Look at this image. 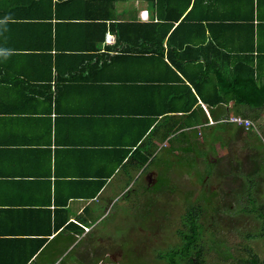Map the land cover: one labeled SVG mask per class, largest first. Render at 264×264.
<instances>
[{
	"label": "crops",
	"instance_id": "0c3cea01",
	"mask_svg": "<svg viewBox=\"0 0 264 264\" xmlns=\"http://www.w3.org/2000/svg\"><path fill=\"white\" fill-rule=\"evenodd\" d=\"M250 1L114 0L112 5L117 22L126 24L155 25L162 14L181 10L180 20L188 14L180 25V20H172L162 41L163 60L169 64L168 53L180 59L171 50L176 45L205 44V22L202 20L201 27L199 21L209 12L223 15L224 21H235L215 29L218 41L234 48L250 46L248 29L238 26L246 21ZM253 3L252 45L264 53V27L257 21L258 16L264 17V0ZM16 4L18 0H5L1 8L7 15L9 5L18 13L26 11ZM51 5H57L60 16L78 6L60 0H52ZM48 6L32 12L43 14ZM9 15L7 21H0V264H73L64 261L73 253L74 264L89 262L92 253L98 255L109 244L102 226L108 215L113 213L120 220L126 208L134 211L141 203V189L143 193L149 189L151 196L160 173H164V187L155 192L173 183L176 167L186 161L197 165L198 157L208 155L194 154L209 149L206 136L215 141L220 137L223 142L241 129L247 138H254L248 134L252 129L215 120L222 108L230 115L239 110L241 114L235 115L253 121L249 113L256 110L232 101L209 106L198 98L194 106L197 116L190 123L180 112L158 116L165 110H182L179 108L190 95L181 85L171 87L173 82L166 87L155 84L163 67L150 41H141L133 31L129 32L131 45L122 48L125 44L116 46V33L109 29L101 40L97 27L79 24L77 32L69 33L68 28L58 29L53 19L50 35H44L46 24H41L37 30L35 26L34 36V27L18 25L19 17ZM150 29L154 33V27ZM106 34L113 37L111 43L105 42ZM42 35L52 40L46 56L39 50ZM53 45L65 50H54ZM190 60L202 61L198 57ZM197 68L190 66L189 70L195 75ZM175 71L184 78V73ZM191 91L194 93L193 88ZM174 94L179 96L173 100ZM210 109L216 111V117ZM150 118L154 121L149 126ZM158 124L161 127L153 132ZM258 157L264 159L259 153Z\"/></svg>",
	"mask_w": 264,
	"mask_h": 264
},
{
	"label": "trees",
	"instance_id": "16d2710c",
	"mask_svg": "<svg viewBox=\"0 0 264 264\" xmlns=\"http://www.w3.org/2000/svg\"><path fill=\"white\" fill-rule=\"evenodd\" d=\"M4 1L5 0H0V21H7V18H10L9 14L18 16L19 19L16 21L19 23L18 25L25 24L24 26L34 27L32 28L34 29V36H36V30L39 29V26H42L41 24H46L45 30H42L44 35H50L51 22L53 19H56L54 22L56 27H58L60 30L68 28L69 33L75 31L77 32L75 27H77L79 24L97 27L101 34V40L103 38L104 32L109 29L110 31L116 33V46L121 47L123 44H125L122 48H128V45H131L130 41H132L133 37L129 32L132 33V31L135 37L139 36L141 38V41H150V44L153 45L151 49L157 54V62L160 61L159 65L163 67L162 70L164 71L161 76H158L155 84L158 87H166L167 82H173L170 83L173 84L171 87H175L174 85H179L178 87L182 86L190 95V97L184 102L183 106L179 108L182 110L167 111L163 109L165 110L163 111L164 113H161L158 116L165 117L167 115L164 114H170V112H180L184 117H188L190 123V120L197 116V110L194 108V106L197 104L198 98L209 106H223L224 104L226 105L232 101L235 105L252 107V110H256V113L253 112L251 114L253 117L251 118L257 119L262 114L261 110L264 107V53L258 49L257 46L254 50V46L252 45L254 31L252 24L254 18V3L252 4L253 0L250 1L251 7L245 19L246 21L242 23L243 25H238L239 27H246V29H248L247 35L250 38V46L246 44V47L240 45V48H234L229 44L218 41L214 32L215 29H223V26H232L230 24L235 21H224L225 17H223V15L218 17V14L209 12L205 13L199 21L201 27H203L201 23L202 20L205 22L203 27V32L205 33V44L200 47L191 45H185V47H183L184 45H182V43L176 45L178 47H174L171 50L172 52H175V54L179 53L180 59L175 60L176 58H172L170 53H168L167 57L170 58L169 64L163 60L164 48L162 47V41L166 32H168L169 28L171 27L172 20H180L182 13L181 10H178L177 12L175 11L173 14H162L160 22L156 23L163 25L160 26L156 24H126V22H117L112 5L114 0H60V2L63 4H71V2H73L78 5L74 10H72L73 12L71 11L63 16L62 14L60 16L58 9L56 10L55 6L57 5H51L52 0H21L23 3L18 0V4H16V6L20 9L23 7L26 9V11L21 9L18 13L17 10L12 9V6L9 5V14L7 15L6 10L1 8V4ZM47 3L49 5L47 12L42 10L43 14H33V8L39 11V6H46ZM188 17V14L184 16L183 19L179 21L178 25H180V23H182ZM257 21L264 27V17L258 16ZM149 26L154 27V33H152V29H150V31L148 30ZM127 27H132L133 29L131 30ZM256 31L261 33L260 28H258ZM47 42L49 44H47ZM39 45V50H44L43 55L46 56L48 55L46 52H50L51 50L50 48L52 46V40H45V37L42 35ZM53 46L55 48L54 50H60L59 52L65 50L62 46H58L57 49L55 45ZM108 47L110 46H106V48ZM85 48H92L95 50V47ZM125 52L122 51L121 55H125ZM100 55H105V53H101ZM197 57L202 60L200 63L192 60L188 62L190 58L196 59ZM184 59H187L186 63H184ZM49 61L51 60L49 59ZM54 61H57V59L55 58ZM195 65L198 66L196 69L198 73L194 75L193 72L189 70V67L193 66L195 69ZM175 70H178L180 74L184 73V78L180 77ZM191 88L194 89V93L191 91ZM173 96L174 97L171 98L174 100L175 96H179V94H174ZM219 111V117L215 119L216 121H219L220 119H223L224 117L226 118L230 115L225 109L220 108ZM235 112L236 114H241L239 110H235ZM210 113L213 117L217 116L215 110L210 109ZM242 117L245 116L242 114ZM148 121L150 126L154 119L150 118ZM159 127H161V124L155 126V129L152 131L154 132ZM168 132L165 133V136L168 134ZM194 154L196 156H200L202 155V152L194 151ZM147 157L148 155L142 158L141 164L146 162ZM164 183L165 182H163V180L158 181V188L164 187ZM248 195V201L251 200V204L249 203L251 209L254 211L257 210V215L262 221L261 230L255 235L263 236L264 204H256L255 199L251 197V193H248ZM243 208L244 211H247L246 207ZM202 215L203 208L200 204H187L184 208V213L181 216V227L176 230L179 239L178 244H174L173 246L159 251L161 253H158L156 258L162 259L164 264H208L207 253H209V251L203 234L204 223H202L201 220ZM71 224L74 225V223ZM212 231L214 230L212 229L211 232ZM246 236L252 237L254 234H247ZM211 242L215 243V238H212ZM243 251L245 252L243 257H233L230 253H227V251H222V254H224L222 257L225 260L232 257L236 259V264H264V258L261 259L251 249V247L245 246Z\"/></svg>",
	"mask_w": 264,
	"mask_h": 264
},
{
	"label": "rangeland",
	"instance_id": "374dc122",
	"mask_svg": "<svg viewBox=\"0 0 264 264\" xmlns=\"http://www.w3.org/2000/svg\"><path fill=\"white\" fill-rule=\"evenodd\" d=\"M261 113L257 120L253 118L256 131H248L253 134V139L242 134L241 129L223 142L220 137L215 141L206 136L209 149L203 150L201 156L208 155L198 157L197 165L181 161L182 166L176 167L177 175L172 177L173 183H168L165 190L155 192L158 182L150 189L151 196L149 189L144 193L141 189V206H135L134 211L126 208L125 216L120 220L113 213L108 215L102 226L109 244L98 255L92 253L91 261L84 264H164L156 255L178 244L176 230L181 227V216L187 204H200L203 208L201 220L209 251L208 264H236L232 257L225 260L222 251L233 257H243L245 246L251 247L263 259L264 235H255L261 230L262 221L257 210L251 209V200L248 201V193H251L256 204H264V159L262 162L258 157L259 153L264 158V107ZM235 114L231 112V115ZM239 138L243 141H238ZM217 150L222 151L217 153ZM197 169L199 172L196 173ZM203 171L207 172V178ZM163 174H159L158 181L164 179ZM156 199L160 201L155 202ZM211 237L215 238V243L211 242ZM74 258L75 253L69 254L64 261L74 264Z\"/></svg>",
	"mask_w": 264,
	"mask_h": 264
},
{
	"label": "built area",
	"instance_id": "2783aa9c",
	"mask_svg": "<svg viewBox=\"0 0 264 264\" xmlns=\"http://www.w3.org/2000/svg\"><path fill=\"white\" fill-rule=\"evenodd\" d=\"M112 41H113V37L111 35L106 34L105 35V42L111 43ZM222 121H229V122L235 123V124L241 126L242 128H244L245 130H247L253 126L252 121H250L249 119H246V118L239 117V116H230L229 118L224 119Z\"/></svg>",
	"mask_w": 264,
	"mask_h": 264
},
{
	"label": "clouds",
	"instance_id": "9594fccd",
	"mask_svg": "<svg viewBox=\"0 0 264 264\" xmlns=\"http://www.w3.org/2000/svg\"><path fill=\"white\" fill-rule=\"evenodd\" d=\"M230 116H239V117H242V116H240V115H229L228 117H224L223 119H220L219 121H221V122H229V121H222V120H224V119H227V118H229ZM242 118H246V117H242ZM246 119H249L250 121H252L250 118H246ZM214 122V121H213ZM232 123V122H231ZM252 123H253V126L251 127V128H249V129H247V130H255L256 131V129H255V124H254V121H252ZM235 124V123H234ZM237 125V124H236ZM239 126V125H238ZM244 129V128H243ZM85 231H88V229H89V227H84L83 228Z\"/></svg>",
	"mask_w": 264,
	"mask_h": 264
}]
</instances>
